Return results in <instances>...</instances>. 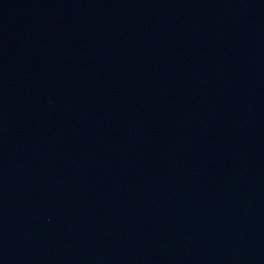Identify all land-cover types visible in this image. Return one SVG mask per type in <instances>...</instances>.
I'll return each mask as SVG.
<instances>
[{
	"label": "water",
	"instance_id": "1",
	"mask_svg": "<svg viewBox=\"0 0 264 264\" xmlns=\"http://www.w3.org/2000/svg\"><path fill=\"white\" fill-rule=\"evenodd\" d=\"M0 264H264V0H0Z\"/></svg>",
	"mask_w": 264,
	"mask_h": 264
}]
</instances>
